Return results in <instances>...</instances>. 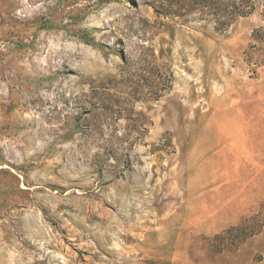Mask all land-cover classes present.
<instances>
[{
    "label": "rangeland",
    "instance_id": "1",
    "mask_svg": "<svg viewBox=\"0 0 264 264\" xmlns=\"http://www.w3.org/2000/svg\"><path fill=\"white\" fill-rule=\"evenodd\" d=\"M0 0V264H264V0ZM257 214V216H255Z\"/></svg>",
    "mask_w": 264,
    "mask_h": 264
},
{
    "label": "trees",
    "instance_id": "2",
    "mask_svg": "<svg viewBox=\"0 0 264 264\" xmlns=\"http://www.w3.org/2000/svg\"><path fill=\"white\" fill-rule=\"evenodd\" d=\"M195 2L205 3L206 11L215 16V23L218 28L224 29L233 23L239 16L252 12L255 8L252 2H239L238 0H194ZM264 19V9L262 10ZM264 36V24H263ZM257 216V214L255 215ZM264 226L261 220L251 221L250 217L244 218L242 222L232 225L215 236L216 251H222L224 248L237 247L247 237L259 232Z\"/></svg>",
    "mask_w": 264,
    "mask_h": 264
}]
</instances>
